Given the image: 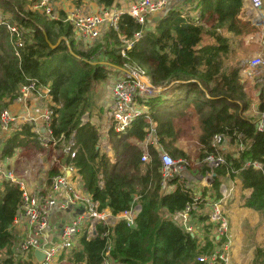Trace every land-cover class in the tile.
Returning <instances> with one entry per match:
<instances>
[{"label":"trees","instance_id":"obj_1","mask_svg":"<svg viewBox=\"0 0 264 264\" xmlns=\"http://www.w3.org/2000/svg\"><path fill=\"white\" fill-rule=\"evenodd\" d=\"M48 1L57 5L56 10L53 8L55 18L34 7L40 0H0V112L20 95L23 85L33 84L36 89L48 86L54 109L52 135L62 136L58 149L71 136L74 139V158L60 150L58 153L62 162L76 168L79 190L98 201L100 210L108 208L114 215L134 205L140 207L133 225L125 219L113 225L97 223L95 235L89 238L83 227L75 246L62 252L60 259L66 257L70 264H102L110 244V257L118 264H206L197 258L222 248L226 238L216 237L208 211H190L191 231L175 218L176 212L194 201V192L178 175L161 184L159 154L165 152L189 163V156L175 142L179 119L191 116L197 158L202 164L194 170L200 177L211 171L204 158L215 151L211 147L213 135L228 133L232 147L218 149L225 164L212 169L211 194L208 199L202 194L201 205L204 208L206 202L209 205L221 197L219 188L228 176L249 190L244 206L264 210V175L244 165L246 161L264 165V131L256 127L263 99L258 104L252 102L241 75L243 61L248 59L245 38L256 32L251 22L238 17L243 0H197L198 24L185 11L183 5L188 0H179L160 15L148 16L143 24L123 14L118 29L103 27L92 41H85L65 21L66 10L79 7L91 12L92 7V11L111 9L125 2ZM137 32L141 37L135 40ZM129 42L131 46L127 47ZM127 66L144 69L156 92L142 99L145 110L125 130L110 129L104 135L99 131L102 126L92 121L94 116L101 119L102 110L104 113L107 108L101 104L103 86L109 85L111 71L119 73ZM252 109L257 112L255 117L249 113ZM86 114L89 120L82 123ZM147 117L157 123L158 144L146 143L149 156L142 161ZM0 137L3 171H14L18 157L45 154L29 124ZM105 143L112 154L105 152ZM188 163L185 171L191 168ZM57 170L52 163L45 174L35 176L45 181ZM20 202L19 186L0 176V264H33L31 254L26 259L15 251L18 235L13 220Z\"/></svg>","mask_w":264,"mask_h":264},{"label":"built area","instance_id":"obj_2","mask_svg":"<svg viewBox=\"0 0 264 264\" xmlns=\"http://www.w3.org/2000/svg\"><path fill=\"white\" fill-rule=\"evenodd\" d=\"M179 0H126L124 6H117L111 9L99 8L88 12L83 11L79 7H69L66 10L65 21H68L74 31L85 41H92L99 37L103 27L118 29V21L123 14H128L136 22L143 24L148 16L161 13L165 9L175 5ZM249 8L259 9L262 0H247ZM40 8L45 14L51 18H55L53 6L48 0H40L34 6ZM195 23H200L199 10L195 9L192 14ZM0 19H2L0 15ZM14 30V27H10ZM134 39L141 37L140 32L135 33ZM131 46V42L127 47ZM249 67L248 75H252L251 71L257 69L264 72V58L258 53L246 60ZM111 100L106 107L108 109L109 125L106 133L111 129L115 132H121L130 124V122L139 115L143 110L142 99L152 96L156 89L151 83L147 72L141 67L127 66L122 71V77L112 82L110 87ZM40 98H45L43 104L39 103ZM20 105V108L13 110L9 107L0 112V132L8 133L21 124H29L33 132L37 135V139L44 148L43 152L48 154L51 152L52 163L56 164L58 170L50 175L45 181L40 179V183L28 185L24 177H18L14 171H3L0 167V176L15 182L21 190V202L14 216L15 228L22 230L20 239L15 244V251L27 257V253L31 254L33 264H49L55 257L62 252L71 250L80 236L83 227L87 228V238L94 236L95 225L103 223L113 225L119 219H125L130 225H133L135 217L140 211L139 205L132 206L129 210L119 214H112L108 208L99 209L98 201L94 200L90 194L79 190L78 183L75 179L76 168L71 164L62 162L59 158L58 151L69 158H74L76 151L74 148V139L71 136L62 144L61 149L57 148L58 142L62 136L56 138L52 135L51 124L53 121L54 109L52 97L48 92V86L36 89L33 84L23 85L20 89V95L13 101ZM145 109V107H144ZM82 123L89 120L88 114L83 115ZM149 124L148 132L145 135V150L142 153L141 160L148 159L146 143L158 144L155 137L157 127L156 121L147 117ZM257 130L264 131V98L263 110L256 124ZM235 133V132H234ZM239 137V134H238ZM63 140V139H62ZM229 141L228 133H216L211 139V147L214 152L208 153L204 161L211 171H206L205 178L209 183L213 180L214 172L212 169L225 164V158L218 149ZM107 154H112V148L105 143L103 146ZM161 160V184L175 175L181 177L180 181L187 187L182 179V172L187 165V161L182 158H172L165 152L159 154ZM245 166H253L255 169L262 171L264 175V165L258 161H246ZM41 176V175H40ZM42 177V176H41ZM43 178V177H42ZM102 184V180H100ZM46 186L50 188V192L46 193ZM221 197L209 203V221L215 225V234L217 238L225 237L226 242L222 248H217L209 255H202L197 259L206 264H216L222 262L228 264L229 258V223L225 215L224 207L227 200L231 197L232 187L224 184L220 186ZM202 199L194 195V201L187 205L185 210L176 212V219L179 220L184 227L191 231L192 226L189 224L190 211L201 210ZM56 212L63 213L58 217L61 222L58 231V239H53L51 234V217ZM84 220L87 223L82 227ZM104 235L106 232L103 233ZM18 235V233H17ZM35 249L40 250L44 254L42 261L36 260L33 255ZM110 244L105 248L102 264H118L110 257Z\"/></svg>","mask_w":264,"mask_h":264},{"label":"rangeland","instance_id":"obj_3","mask_svg":"<svg viewBox=\"0 0 264 264\" xmlns=\"http://www.w3.org/2000/svg\"><path fill=\"white\" fill-rule=\"evenodd\" d=\"M54 10L57 9V5H52ZM194 9H197L196 7H193ZM89 9V8H87ZM167 10V9H165ZM87 11V10H86ZM185 11H190V8L185 10ZM160 15V13L158 14ZM156 19L153 20V22H155ZM252 25H254L256 32L249 34L248 36H246L245 41H244V46L247 48L246 49V58H250L253 55H255L258 52V49L260 50V42H259V38H261V33L258 31V27L256 28L255 24L251 23ZM258 32V38H256L255 33ZM248 41V42H247ZM261 52V51H260ZM264 58V57H263ZM117 71H111L110 74H117ZM251 74L253 76V78H255V76H259L260 73H258L257 69H255L254 71H251ZM116 78L113 79V83L115 80L120 79L122 77V72H120L117 76H115ZM262 78L264 79V75L262 76ZM251 81L245 80L244 81V85L245 88L248 92V94L250 95V98L252 99V102L255 104H258L263 98H264V81L262 82V80H260L259 82L261 83H255V79H250ZM258 85L256 87V85ZM262 90V91H260ZM260 91V92H259ZM258 102V103H257ZM143 110L144 107H142ZM105 112L102 113V118L100 119L97 116H94L95 119L98 121L100 126H106L108 121V109L105 108L104 109ZM107 111V112H106ZM254 114V113H253ZM257 118H259V115H257ZM195 123V121L193 120V118L190 117H184L182 119H179L178 121V126L180 128V130L177 133V138H176V142L175 144L178 145L179 147H182V149L187 153V155L189 156V163L188 165L191 166V168L196 169L198 167H200L202 164H197L198 162H201V160H199L197 158L198 155V144L196 141V131H195V127L193 126ZM1 135H4L2 133H0ZM2 140V137H0ZM145 147V145H144ZM232 147V146H231ZM229 150H232V148H230ZM44 155H38V156H31V157H18V161L15 163V167L13 166V170L16 176L18 177H26V178H31V181H35L34 179L38 176L39 173H44L46 172L47 168L49 165H46L48 162L47 160H49V158L52 157V153L50 152L49 154L47 152H44ZM191 162V163H190ZM46 163V164H44ZM46 166H44V165ZM191 178L189 179L190 184H193L194 186H199L198 180L195 176V174H190ZM46 193L50 192V188H48L46 186ZM244 203V201H243ZM201 205V204H200ZM201 208L202 205H201ZM206 211L208 210L206 208V206H204V208ZM257 212H260L261 217L259 216V218H254L251 219L250 216H246L247 221L245 222L244 218H242L240 221L239 219L241 217H239L237 219V224L235 227H232V232L230 231L229 234L231 236H229L230 241H236L237 244H233V247L235 249L236 255H237V259L236 260H240L241 261L238 264H241L242 260H245L244 257H242L244 254L249 255L250 258L248 259L249 262H251V264H260L261 261L264 260V210H255ZM227 213H229V211H226ZM87 223V220H84L82 223V227L84 226V224ZM229 223V221H228ZM230 229V228H229ZM237 232V233H236ZM236 236H235V235ZM234 238H236L234 240ZM231 242V243H232ZM253 248V251H249V249L247 248ZM244 248H246L247 250H243ZM27 255H29V253H27ZM49 264H70L69 262H67L66 257L63 259H60V255L56 256L55 259L50 262Z\"/></svg>","mask_w":264,"mask_h":264},{"label":"crops","instance_id":"obj_4","mask_svg":"<svg viewBox=\"0 0 264 264\" xmlns=\"http://www.w3.org/2000/svg\"><path fill=\"white\" fill-rule=\"evenodd\" d=\"M120 1L125 2L126 0H120ZM263 3H264V0H262L261 8H259V9H251V8H249V3L247 2V0H243V4H242V7L240 9L238 17L241 18L242 20L249 21V22L255 24L256 27H258V29H259L258 31L261 33V38H259L260 50L258 49V52L256 54L260 53L264 57V5H263ZM93 5L94 4H91V6H93ZM196 5H197V0H188V4L184 3L183 6H184L185 10L190 8V11H186V12L188 14L192 15L195 12V9L193 7H196ZM85 7H87V6H85ZM93 9H94V7H92L89 11H92ZM183 14H185V13H183ZM255 35H256V38L259 37L258 36V32L255 33ZM249 59H246V60H249ZM246 60L243 61L245 66L243 67V69L241 71V75H242L243 79L244 80H248V81H251L250 79H255V83L256 84L257 83H261V82H259L260 80H262V82H263L264 81V79L262 78V76L264 75L263 71L262 72L259 71L258 73H260V75L259 76H255V78H253L252 75H248L247 74V72L250 69L247 66V64L245 63ZM120 72H122V71H119V73ZM119 73L111 74V78L112 79L109 82V85L103 86L104 95H103V97L101 99V104L104 103V105H105V104H108L110 102L111 97H108L109 96V89H110V87L112 85L113 79L116 78L115 76H117ZM257 86L258 85H256V87ZM45 101H46L45 98H40L39 103L43 104V103H45ZM9 108L13 109V110H16V109L20 108V105L18 103L14 102V103H12L9 106ZM102 108L104 109V107H102ZM102 113H103V110H102ZM249 113L253 117H255L256 114H257L255 109H252L251 111H249ZM259 117H260V115H259ZM95 120L96 119L93 118L92 121H95ZM257 120H258V118H257ZM106 122H107L106 126L101 127V129L99 130L100 133H102L104 135H107V133L105 131H106L108 125H109V117H108V121H106ZM95 123L97 125H99L97 120L95 121ZM229 147H231L229 142H227L226 144L221 146L222 149H226V148H229ZM42 155H44V154H42ZM47 161L50 162V163H47V164L44 163V164H46V165H49V164L51 165L52 164L51 158H49V160H47ZM197 164H200V162H198ZM46 165H44V166H46ZM191 173L195 174L200 187L199 186H194L193 184H190L189 179L191 178V175H190ZM197 174L198 173L195 172L194 169L188 168L186 171L184 170V173L182 175H183V178L185 179V183L187 184V187L189 189L193 190L195 196L201 197L202 194H204V198L208 199L210 197V194H211L210 193V189H209V186L211 185V183H209L208 178H205L206 174L202 175L200 177H197L198 176ZM24 179L27 181L29 186H31L32 184L40 183V178H38V177H36L34 179L35 180L34 182L33 181L30 182L31 178L29 179V178L25 177ZM222 184H224V185H226L228 187H230V186L232 187L231 197L229 198V200H227L226 205L224 207L225 215H226V217H227V219L229 221V228H230L229 230L231 232H232V227L236 226V224L238 222L237 219L239 217H241L239 219V221L242 218H244L245 222L247 221L246 216H250L251 219L259 218V216L261 217L260 212H257V211H255L252 208L244 206L243 201L245 200V197L249 194V190L242 189L241 186H240V183H236L234 180H232L228 176L224 177V180H223ZM202 201H203V198H202ZM202 201H201V203H202ZM206 208L208 209L207 211L209 212L210 207L208 205V202H206ZM197 211L206 212V210L203 209V208H201V210H197ZM226 211H229V213H227ZM60 215H63V213L56 212L51 217V229H50L51 232L50 233L53 234V239L54 240H57L58 239V235H59L58 227H59V225L61 223L60 222L61 220L59 221L58 217ZM15 229H16V231L18 233V239H20L21 236H24V234H21L22 230H19L17 228H15ZM229 236H231V235L229 234ZM235 239L236 238H234V240ZM231 242L232 241H230V246H229V251H228L229 258H230V261H229L228 264H238L241 261V259L239 261L236 260L238 254L236 255L235 249L233 247V244H235V243L237 244V242L236 241H233L232 243ZM247 249H249V251H253L254 250L253 248L250 249L249 247ZM247 249L244 248L243 250L246 251ZM28 256L25 257V256L21 255V257L26 258V259L28 258ZM242 257H244L245 260H242L241 264H251V262H249V260H248L250 258L249 255L244 254Z\"/></svg>","mask_w":264,"mask_h":264},{"label":"water","instance_id":"obj_5","mask_svg":"<svg viewBox=\"0 0 264 264\" xmlns=\"http://www.w3.org/2000/svg\"><path fill=\"white\" fill-rule=\"evenodd\" d=\"M92 234L95 235V231H94V230H93ZM33 255L35 256L36 260H38V261H42V260L44 259V254H43V252H41V251L38 250V249H35V250L33 251Z\"/></svg>","mask_w":264,"mask_h":264}]
</instances>
